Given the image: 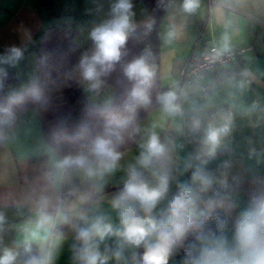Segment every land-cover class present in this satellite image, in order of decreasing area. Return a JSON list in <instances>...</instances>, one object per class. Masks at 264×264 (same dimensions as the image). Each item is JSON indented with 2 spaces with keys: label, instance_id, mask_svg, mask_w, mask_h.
<instances>
[{
  "label": "crops",
  "instance_id": "obj_1",
  "mask_svg": "<svg viewBox=\"0 0 264 264\" xmlns=\"http://www.w3.org/2000/svg\"><path fill=\"white\" fill-rule=\"evenodd\" d=\"M148 1L132 0L135 30L153 21L154 10ZM114 2L0 0V56L12 46L24 52L16 65L0 64L1 74L16 77L11 89L21 90L38 79L41 40L56 47L64 43L65 30L76 29L83 52L73 67L75 78L91 104H110L115 89L105 82L98 92L90 91L78 64L88 54L85 48L92 42L90 32L111 18ZM150 2L163 4L165 0ZM182 3L168 0L160 23L161 88L177 94L180 111L169 114L159 104L140 121L139 138L119 151L121 158L112 170L97 168L96 175L88 176L80 169L61 168L63 158L45 138L37 108L22 111L13 128L0 130V254L13 250L16 264H23L30 255L49 253L50 264H81L80 228L97 221L111 224L114 230L122 228L121 210L114 208L112 201L132 169L150 185H155L160 175L169 177L168 193L153 211L158 220L167 218L170 196L179 192L181 185L193 183L197 167L205 168L216 179L227 173L230 184L236 177L238 184L228 191L219 190L218 197L223 200V207L218 208L226 211L228 226L221 235L231 242L235 223L248 207L250 196L264 192V0H199L194 13L185 12ZM209 45L221 50L249 45L253 49L229 64L208 70L201 80L212 85L206 94L197 82L183 86L179 76L192 53ZM209 127L224 130L213 157L205 155L203 143ZM153 133L167 150L145 168L139 160ZM70 184L76 186L67 193L65 187ZM212 195L210 191L204 199ZM132 207L144 215L138 203ZM204 209L201 203L197 215ZM221 235L199 238L188 258L174 250L168 264H193L201 249L214 246ZM122 243L116 235L98 242L99 250L109 256L106 264H138L144 247L124 244L123 256L117 260L113 252Z\"/></svg>",
  "mask_w": 264,
  "mask_h": 264
},
{
  "label": "clouds",
  "instance_id": "obj_2",
  "mask_svg": "<svg viewBox=\"0 0 264 264\" xmlns=\"http://www.w3.org/2000/svg\"><path fill=\"white\" fill-rule=\"evenodd\" d=\"M182 7L187 13H194L199 7V0H183ZM132 0H115L111 6V18L94 27L90 38L94 42L95 50L91 55L81 57L78 69L83 80L88 82L90 91L98 92L105 84L103 77L110 75L122 57L127 54L126 42L128 34L135 30L133 23ZM151 28V22L146 24ZM23 49L12 46L6 55L0 56V64L16 65L23 59ZM152 53L149 48L131 62L123 66L124 75L133 81V86L127 90L124 97V108L134 113L137 106L151 103L148 89L151 86L153 71L148 63ZM4 87L0 81V90ZM35 101L41 99L38 91L32 93ZM177 94L173 91L162 93L158 97L163 110L169 114L180 111ZM16 119L13 108L0 105V128L10 127ZM133 115L117 116L109 114L106 118L103 134L91 138L87 151L63 158L61 168H75L83 170L88 176L96 175L97 168L112 170L121 158L117 150L122 142L124 133L132 126ZM198 127V124H197ZM223 129L209 127L204 137L205 155L215 156L220 144ZM166 145L153 133L141 154L139 163L147 168L153 158H159L166 152ZM206 163V161H205ZM227 168V164H225ZM230 184L227 173L223 178L216 179L205 168L197 167L193 173L191 185H181L179 192L169 201L167 218L158 220L153 211L169 189V177L160 175L155 185H150L141 173L132 169L123 188L114 197V208L120 209L122 228L114 230L111 224L97 221L90 227L80 228L77 239L81 241L79 260L81 264H106L109 256L99 250L98 242L110 235L121 238L122 244L113 252V256L120 260L123 256V245L135 248L144 247L138 264H168L174 250L184 245L190 231L202 228L206 220L211 218L218 207H223V200L219 199V190H231L238 179L233 177ZM218 185V188L216 187ZM213 195L204 199L205 194ZM133 203H138L144 215L136 213ZM203 203L205 209H197ZM221 231L223 222H220ZM155 237L154 240L151 238ZM201 238V237H198ZM17 253L5 249L0 254V264H16ZM51 254L30 255L23 264H50ZM193 264H264V192L250 196L248 207L243 210L235 223L231 242L221 235L216 238L214 246L204 247L198 259Z\"/></svg>",
  "mask_w": 264,
  "mask_h": 264
},
{
  "label": "trees",
  "instance_id": "obj_3",
  "mask_svg": "<svg viewBox=\"0 0 264 264\" xmlns=\"http://www.w3.org/2000/svg\"><path fill=\"white\" fill-rule=\"evenodd\" d=\"M167 1L165 0L163 4L148 1L154 10L151 28L145 26L128 34L127 54L122 57L110 75L102 78L115 89V97L110 104L105 106L91 104L75 78L73 67L83 48L77 41L78 30L68 29L64 31L65 40L61 45L50 47L41 40L37 53L38 79L35 82H28L23 89L13 91L11 88L16 82L15 75L0 73V81L4 85L0 90V105H10L16 115L15 122L10 127L5 126L0 130L13 128L22 111L37 108L41 114L45 138L64 158L87 151L91 138L104 133L109 114L117 116L131 114L134 116L133 124L124 133L117 150L121 151L133 145L139 138L140 121L159 106L158 97L169 91L162 89L160 82V23ZM146 48L152 53L148 63L154 73L148 89L151 103L137 106L134 113H129L124 108V97L134 82L124 75L123 66L139 57ZM85 50L91 55L95 50L94 42L88 43ZM34 91L41 94L39 101L33 100ZM75 186L76 184L67 185L65 191L71 193Z\"/></svg>",
  "mask_w": 264,
  "mask_h": 264
},
{
  "label": "built area",
  "instance_id": "obj_4",
  "mask_svg": "<svg viewBox=\"0 0 264 264\" xmlns=\"http://www.w3.org/2000/svg\"><path fill=\"white\" fill-rule=\"evenodd\" d=\"M253 49L252 45L235 47L226 50L219 49L216 45H209L200 52H194L189 57L186 66L181 70L179 82L183 86H188L193 82H197L204 93H208L212 88L209 83H201V80L206 76L207 71L220 65L229 64L238 58L242 57L246 52ZM178 192L170 196L172 199ZM197 218L200 219L199 214ZM223 222L221 231L220 222ZM227 216L223 208L215 209L211 218L205 221L202 228L190 231L184 241V245L176 249L177 254L188 258L193 254V245L199 239L206 235L218 236L227 229Z\"/></svg>",
  "mask_w": 264,
  "mask_h": 264
}]
</instances>
